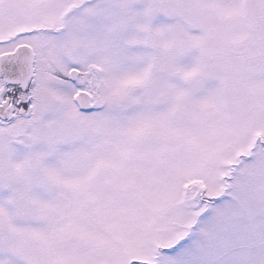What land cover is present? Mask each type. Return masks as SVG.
<instances>
[{
	"label": "snow or ice",
	"instance_id": "obj_1",
	"mask_svg": "<svg viewBox=\"0 0 264 264\" xmlns=\"http://www.w3.org/2000/svg\"><path fill=\"white\" fill-rule=\"evenodd\" d=\"M0 264H264V0H0Z\"/></svg>",
	"mask_w": 264,
	"mask_h": 264
}]
</instances>
